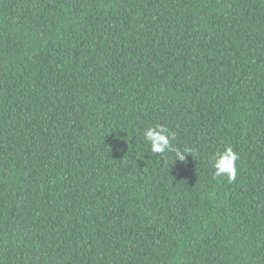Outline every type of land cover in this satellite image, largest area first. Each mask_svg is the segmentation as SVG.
<instances>
[{"label":"trees","instance_id":"obj_1","mask_svg":"<svg viewBox=\"0 0 264 264\" xmlns=\"http://www.w3.org/2000/svg\"><path fill=\"white\" fill-rule=\"evenodd\" d=\"M0 264H264V0H0Z\"/></svg>","mask_w":264,"mask_h":264},{"label":"clouds","instance_id":"obj_2","mask_svg":"<svg viewBox=\"0 0 264 264\" xmlns=\"http://www.w3.org/2000/svg\"><path fill=\"white\" fill-rule=\"evenodd\" d=\"M144 138L150 145V150L154 154H164L168 151L175 153L174 163L183 164L185 162L189 150L185 149L183 152L174 148L171 144V139L174 134L170 133L162 126H155L148 128L144 133ZM239 160V155L232 147H226L222 152L214 154L212 160V167L214 169V176L219 178H227L229 182L233 181L237 175L236 161Z\"/></svg>","mask_w":264,"mask_h":264}]
</instances>
